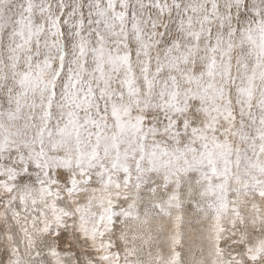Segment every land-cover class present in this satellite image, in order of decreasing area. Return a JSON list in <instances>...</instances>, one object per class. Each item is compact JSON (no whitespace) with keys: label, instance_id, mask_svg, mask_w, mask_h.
<instances>
[{"label":"snow or ice","instance_id":"6c2138e0","mask_svg":"<svg viewBox=\"0 0 264 264\" xmlns=\"http://www.w3.org/2000/svg\"><path fill=\"white\" fill-rule=\"evenodd\" d=\"M0 264H264V0H0Z\"/></svg>","mask_w":264,"mask_h":264}]
</instances>
